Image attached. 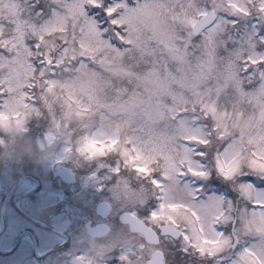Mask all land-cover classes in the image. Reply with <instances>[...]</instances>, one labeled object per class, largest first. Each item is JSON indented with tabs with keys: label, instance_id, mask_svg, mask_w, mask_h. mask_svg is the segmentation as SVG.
<instances>
[{
	"label": "snow or ice",
	"instance_id": "obj_1",
	"mask_svg": "<svg viewBox=\"0 0 264 264\" xmlns=\"http://www.w3.org/2000/svg\"><path fill=\"white\" fill-rule=\"evenodd\" d=\"M45 113L119 158L99 255L264 264V0H0V130Z\"/></svg>",
	"mask_w": 264,
	"mask_h": 264
},
{
	"label": "flooded vegetation",
	"instance_id": "obj_2",
	"mask_svg": "<svg viewBox=\"0 0 264 264\" xmlns=\"http://www.w3.org/2000/svg\"><path fill=\"white\" fill-rule=\"evenodd\" d=\"M90 161L36 177L28 169L32 160L20 162L26 171H11L0 156V264H78L80 257L116 264L115 253L98 254L121 228L116 182H104Z\"/></svg>",
	"mask_w": 264,
	"mask_h": 264
},
{
	"label": "rangeland",
	"instance_id": "obj_3",
	"mask_svg": "<svg viewBox=\"0 0 264 264\" xmlns=\"http://www.w3.org/2000/svg\"><path fill=\"white\" fill-rule=\"evenodd\" d=\"M59 114V111H57V116H59ZM51 128V118L45 113L39 118L31 119L27 124L26 132L16 129H9L6 132L0 130V139H3V141H0V156L6 158V160L8 161L5 166L9 167L11 171H15V169L17 168H19V171L27 170L24 169L27 166L26 164H22L23 167L21 168L20 162H16L15 157L13 155L7 154L6 150L2 147L3 145L8 144L10 142L13 146H16L17 144H24L25 142L30 143L32 145L36 143V146H43L48 149V158L43 163H36L35 165L34 162H31L33 164V167H28V169H31L29 171L30 174L36 177L41 175H47L49 177L52 176L60 164H66L69 167H74V165H76L75 167L77 168H82L84 167L83 165L86 166L88 162L85 163L83 162V160L87 158L79 155V153L76 152L75 149L71 154H67L65 152V149L68 147V144L66 143L63 137L59 138L52 145L48 144L46 136L48 135ZM75 128L76 125L73 123L70 125L69 130L74 132ZM26 136H28L27 139ZM110 157L112 156L105 157V159H110ZM113 161L114 163L111 165V163L109 162H104V158L91 160L90 164L92 169L97 170L93 173L102 175L103 178H101L104 180V182L109 181L110 183H117V178L112 180L114 175L113 170L117 167L120 161L119 158L116 156H114ZM95 163L106 165H94ZM106 175L108 177L104 178Z\"/></svg>",
	"mask_w": 264,
	"mask_h": 264
},
{
	"label": "clouds",
	"instance_id": "obj_4",
	"mask_svg": "<svg viewBox=\"0 0 264 264\" xmlns=\"http://www.w3.org/2000/svg\"><path fill=\"white\" fill-rule=\"evenodd\" d=\"M7 154L13 155L16 162H22L25 158L32 160L34 163H43L49 155L48 149L43 146H34L25 142L13 146L11 143L2 146Z\"/></svg>",
	"mask_w": 264,
	"mask_h": 264
}]
</instances>
